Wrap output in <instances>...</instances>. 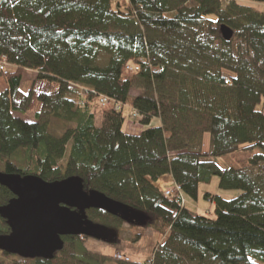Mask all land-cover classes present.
Listing matches in <instances>:
<instances>
[{
	"label": "trees",
	"instance_id": "1",
	"mask_svg": "<svg viewBox=\"0 0 264 264\" xmlns=\"http://www.w3.org/2000/svg\"><path fill=\"white\" fill-rule=\"evenodd\" d=\"M26 71L36 77L23 92ZM0 78L1 173L78 180L162 237L145 263L66 237L49 259L0 252V264H264V0H0ZM101 97L129 106L140 134H126L123 110L99 108ZM236 153L252 154L245 167L203 161ZM164 176L180 195L155 186ZM213 177L240 195L205 194L211 218L185 198ZM12 198L0 187V207ZM85 216L109 232L134 222Z\"/></svg>",
	"mask_w": 264,
	"mask_h": 264
},
{
	"label": "water",
	"instance_id": "2",
	"mask_svg": "<svg viewBox=\"0 0 264 264\" xmlns=\"http://www.w3.org/2000/svg\"><path fill=\"white\" fill-rule=\"evenodd\" d=\"M220 32L225 42L233 37L226 27ZM0 187L13 196L0 207V217L10 228L9 235L0 236V252L23 259L51 258L62 249V238L66 237L107 241L109 231L88 221V210H99L125 222L135 216L103 195L84 193L78 180L46 183L33 176L0 172Z\"/></svg>",
	"mask_w": 264,
	"mask_h": 264
},
{
	"label": "rangeland",
	"instance_id": "3",
	"mask_svg": "<svg viewBox=\"0 0 264 264\" xmlns=\"http://www.w3.org/2000/svg\"><path fill=\"white\" fill-rule=\"evenodd\" d=\"M23 76V81L21 84V90L27 92L31 82L35 79V73L26 71ZM5 87L3 79L0 78V89L3 90ZM134 96V92L131 93V97ZM100 108V107H99ZM258 110L261 109V105L257 107ZM123 116L125 119L124 126L131 125L135 129L141 126L137 123H134L130 119V108L126 106L123 109ZM19 117V116H18ZM23 120L32 121L33 112H28L24 116H20ZM101 124V117L98 116L96 120V126ZM157 122L153 121L152 126H156ZM61 124L58 122L52 123V128L50 129L55 135L60 131ZM142 130V128H141ZM55 131V132H54ZM209 146V137L205 136L203 148L204 151L208 150ZM252 154L249 153H236L231 156H226L222 158H206L204 162H212L221 170H228L230 168L239 169L247 165V162ZM205 194L211 196H218L223 200H233L240 195V191L236 190H222L219 188V179L218 177H213L209 184H202L198 188V197L197 200H191L185 198V205L188 209L197 212L200 215H207L209 217L213 216V209L210 203L206 202L203 199ZM134 222L131 226L127 223H124L117 231H110L107 241H98L93 239H88L84 243L85 249L94 255L101 256H113L116 260V256L121 255L124 257H129L130 260L134 263H145L152 259L154 249L157 247L158 243L161 241L162 237L155 233L152 229H144L141 227V222L139 218H131ZM131 220V221H132ZM128 258V259H129ZM2 259L0 255V260ZM117 261V260H116Z\"/></svg>",
	"mask_w": 264,
	"mask_h": 264
},
{
	"label": "built area",
	"instance_id": "4",
	"mask_svg": "<svg viewBox=\"0 0 264 264\" xmlns=\"http://www.w3.org/2000/svg\"><path fill=\"white\" fill-rule=\"evenodd\" d=\"M110 105L112 106L114 111H122V109L124 108V106H122L121 104L114 103L111 100H109L108 98L101 97L99 99V107L100 108H105V107L110 106ZM130 118H131L132 121H138L140 119V117L133 110H130ZM174 191L176 193H179V195H180V189L177 186H174L171 190L165 191V195L169 196ZM182 203H184L183 199H182ZM116 260L124 261V262H128L129 261L128 259L124 258L121 255L116 256Z\"/></svg>",
	"mask_w": 264,
	"mask_h": 264
},
{
	"label": "crops",
	"instance_id": "5",
	"mask_svg": "<svg viewBox=\"0 0 264 264\" xmlns=\"http://www.w3.org/2000/svg\"><path fill=\"white\" fill-rule=\"evenodd\" d=\"M136 94H134L135 96ZM133 96V97H134ZM123 130L126 134H129V135H138L140 134L141 132V128L139 127L138 128H134L132 127L131 125H127V127H123ZM155 186L160 189L161 191H167V190H170L173 188L174 186V182L171 178V176H164L162 177L161 179H159L156 183H155ZM129 258V257H128ZM130 259V258H129Z\"/></svg>",
	"mask_w": 264,
	"mask_h": 264
},
{
	"label": "flooded vegetation",
	"instance_id": "6",
	"mask_svg": "<svg viewBox=\"0 0 264 264\" xmlns=\"http://www.w3.org/2000/svg\"><path fill=\"white\" fill-rule=\"evenodd\" d=\"M13 197V196H12ZM13 199V198H12Z\"/></svg>",
	"mask_w": 264,
	"mask_h": 264
}]
</instances>
